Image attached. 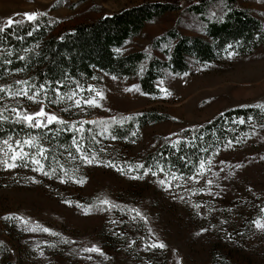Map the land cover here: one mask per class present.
<instances>
[{
	"label": "rangeland",
	"instance_id": "rangeland-1",
	"mask_svg": "<svg viewBox=\"0 0 264 264\" xmlns=\"http://www.w3.org/2000/svg\"><path fill=\"white\" fill-rule=\"evenodd\" d=\"M170 1L0 0V21L46 15L57 21L49 34L56 37L114 13ZM188 1L146 23L118 53L146 51L172 29L210 41L205 22L224 20L225 0H213L204 17L188 11ZM234 2L259 22L260 37L244 49L227 43L210 60L188 56L182 70L165 68L156 94L145 93L139 82L147 59L135 75L100 73L69 96L58 91L55 104L44 90L29 93L28 78L0 81V123L43 109L84 134V124L94 121L164 117L146 120L130 139L81 146L74 140L62 150L39 134L0 136V264H264V227H258L264 225V0ZM175 45L166 42L152 52L170 62ZM250 108L259 111L257 118L236 119L239 136L210 155L203 169L180 173L151 162L163 147L190 143L192 133L184 131ZM9 146L27 155L13 161ZM93 248L98 251H86Z\"/></svg>",
	"mask_w": 264,
	"mask_h": 264
},
{
	"label": "trees",
	"instance_id": "trees-1",
	"mask_svg": "<svg viewBox=\"0 0 264 264\" xmlns=\"http://www.w3.org/2000/svg\"><path fill=\"white\" fill-rule=\"evenodd\" d=\"M212 2L213 0H200L194 3L190 0L187 10L204 17ZM225 2L229 10L224 20L205 22L206 36L210 41L188 38L172 29L154 40L146 51L128 55H120L119 49L136 37L146 23L156 21L163 13L182 10L181 0L156 3L150 9L141 6L124 10L101 18L94 25H81L56 37L49 36L57 25L53 17L41 15L32 21H18L19 23L0 32V81H7L11 76L28 78L29 93L41 96L44 90L47 98L55 104L59 97L58 91L69 96L100 73L118 77L135 75L139 71V64L147 59V69L139 82L145 93L156 94L158 90L155 83L163 76L165 68L174 72L182 70L188 56H194L199 61L210 60L227 43L244 49L252 46L256 38L260 37L259 22L238 10L234 0ZM5 22L0 21V26H4ZM174 40L176 45L172 49L170 62H163L153 54L152 51L159 45ZM2 95L4 93H0ZM248 115L257 118L259 111L253 108L235 109L206 125L186 130L183 135L192 133L190 143L183 142L177 149L163 147L151 162L160 163L180 173L193 172L210 155L239 136V131L236 132L234 128L235 120ZM158 116L137 114L120 121L99 120L85 123L84 134L77 129H70V124L65 122L53 121L36 127L23 119L9 120L0 123V136L39 134L53 149L62 150L72 148L74 140L81 146L108 138L130 139L138 126L148 120L164 118Z\"/></svg>",
	"mask_w": 264,
	"mask_h": 264
},
{
	"label": "snow or ice",
	"instance_id": "snow-or-ice-1",
	"mask_svg": "<svg viewBox=\"0 0 264 264\" xmlns=\"http://www.w3.org/2000/svg\"><path fill=\"white\" fill-rule=\"evenodd\" d=\"M25 15L27 16V19H28V20L32 21V20H35V19H36V16H37L38 14H25ZM14 23H19V22L13 20L12 18H9V19L5 22L4 26H0V32L5 31V29H6L7 27H11ZM129 90H131V89H129ZM0 91H3V89H0ZM17 94H19V93H17ZM76 103L79 104V101H76ZM88 103H89V104H94L95 102H94L93 100H89ZM13 111H15V109H13ZM36 117H46V118H47V121H48L49 123H51V122H53V121H56V122H59V123H63V121H59L58 118H57L56 116L47 115V114L44 112L43 109H41L38 113H36L35 116H33V115H25V116L21 117V119L27 121V122H28L30 125H32V126H36V127L43 126V122H42L41 120H37ZM33 121H35L34 124H33ZM241 123H243V121H241ZM5 143L7 144V141H5ZM23 143L26 144V145H28V146H32V143H33V142H32V140H27V141H24ZM17 147H19V145H17ZM9 151H12V152H13V155H12V157H11V159H12L13 161H15V160H17V159H22L24 156L27 155L26 153H22V151H21V152H15V151L11 148V146H9ZM78 151H79V149H78ZM40 154L43 155V151H42V150H41V153H40ZM89 162H90V161H89ZM2 163H4L5 165H7V167H9V168L16 167V164H15V163H11V164H9L7 160L2 161ZM32 163L37 164V165L40 164V162H39L38 160H35V159H33ZM200 167H201V169H203V168H204V164L202 163V164L200 165ZM37 170H42V165H41L40 168L37 169ZM161 183H163V181H161ZM258 227H264V225H259V224H258ZM152 246H153V247H156L157 245H152ZM159 247H163V245L161 244V245H159ZM86 251H98V249H95V248H93V249H86Z\"/></svg>",
	"mask_w": 264,
	"mask_h": 264
}]
</instances>
